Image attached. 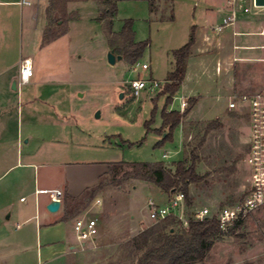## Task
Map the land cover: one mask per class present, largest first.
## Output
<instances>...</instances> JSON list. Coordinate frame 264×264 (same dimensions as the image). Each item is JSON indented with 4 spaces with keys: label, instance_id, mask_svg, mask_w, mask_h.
Returning <instances> with one entry per match:
<instances>
[{
    "label": "crops",
    "instance_id": "0c3cea01",
    "mask_svg": "<svg viewBox=\"0 0 264 264\" xmlns=\"http://www.w3.org/2000/svg\"><path fill=\"white\" fill-rule=\"evenodd\" d=\"M49 1L41 6L40 0H30L31 5L26 6L22 0H0V264H84L86 251L112 246L114 238L110 232L114 231L116 238L122 232L127 243L149 225V222L135 223L136 216L132 214L130 222L120 219L121 226L113 213L101 217L98 212L103 203L99 199L94 202L97 212L92 209L78 212L79 208L70 212L69 203L83 201L86 192L108 177L110 166L117 163L87 160L86 133L63 114L70 101L71 91L67 89L70 76L62 68L58 51L62 47L59 42L67 37V32L43 44L49 26L46 15ZM85 3H69L67 14L78 15L74 5ZM95 3L100 14L102 6ZM237 9L238 21L217 32L216 28L227 15L225 0L195 3L193 17H199L201 24H191L188 34L169 46L172 60L168 62L163 86L160 84L153 93L146 90L153 95L152 100L161 94L168 74L175 69L173 52L188 44L194 32L186 77L174 100L180 94L181 102L196 103L176 129L180 136L185 120L198 110L222 113L228 110V103L234 97L264 93V8L257 7L255 0H243ZM11 20L16 23H9ZM67 50L69 58L71 52ZM111 50L109 45L108 53ZM115 55L121 56L116 51ZM27 59L33 65L34 74L23 85L20 67ZM153 77L151 73L150 80L156 81ZM14 81H17L15 89ZM13 111L16 120L14 115L10 119L5 117ZM180 113H184L182 109ZM231 113L245 116L249 123L247 114ZM162 124L161 117V123L151 128L152 132L157 134ZM158 136L161 140L157 144L163 139ZM162 158L167 160L170 156L165 153ZM130 181L136 182L130 187L131 192L140 185L152 186ZM115 188L121 193L124 184ZM161 194L168 203L170 196ZM52 196L61 202L56 214L47 210L54 201ZM83 216L98 219L99 234L89 243H80L74 232L75 220Z\"/></svg>",
    "mask_w": 264,
    "mask_h": 264
},
{
    "label": "rangeland",
    "instance_id": "374dc122",
    "mask_svg": "<svg viewBox=\"0 0 264 264\" xmlns=\"http://www.w3.org/2000/svg\"><path fill=\"white\" fill-rule=\"evenodd\" d=\"M45 1L40 0V5ZM115 1L117 12L112 31L119 34L125 22L132 21L135 41L149 43L139 64L147 62L150 71L135 70L126 61L115 66L108 64L107 23L98 21L101 11L99 14L94 0L79 6L75 4L77 18L65 24L60 22L58 31L55 30L67 32V37L59 42L63 48L58 51L62 68L70 76L67 87L71 91L70 101L63 114L71 117L86 133L87 160L130 164L162 162L166 167L174 164L171 169L175 171L176 163L187 161L190 165L196 157L197 173L203 181L189 188L192 206L188 207L186 203V220L195 218V213L200 210L208 209L214 216L222 208L243 202L250 188V173L245 165L250 137L248 119L228 110L217 114L200 109L185 120L181 136L175 131L173 141L157 148L160 137L147 132L145 125L153 121L151 128L159 126L165 109L180 112V94L167 107V97L157 94L152 100L154 97L148 91L136 97L130 88L132 82L139 79L149 81L151 73L163 86L168 62L172 60L168 48L183 34H188L191 24H201L199 17H193L194 4L201 0H112ZM67 48L71 52L69 58ZM118 48L115 51L120 55L123 47ZM98 113L100 118H96ZM12 115L16 120L14 111L5 117L10 119ZM212 122L218 124L207 133ZM165 153L170 156L167 160L162 158ZM127 170H122L119 179ZM109 180L105 178V187L91 201L86 196L79 203H69L70 212L77 208L78 212L88 209L97 212L94 202L99 199L103 203L99 215L104 218L113 213L119 226L122 218L130 222V214L136 216L135 223L149 222L148 228L157 224L150 222L146 204L149 200L157 207L167 204L158 188L140 185L131 192L130 187L136 182L126 181L124 191L120 193L118 188L108 185ZM239 223L217 239L205 264H264V206ZM110 234L114 238L112 246L86 251L84 264H137L138 257H129L121 249L126 243L122 232H118L117 238L114 231Z\"/></svg>",
    "mask_w": 264,
    "mask_h": 264
},
{
    "label": "trees",
    "instance_id": "16d2710c",
    "mask_svg": "<svg viewBox=\"0 0 264 264\" xmlns=\"http://www.w3.org/2000/svg\"><path fill=\"white\" fill-rule=\"evenodd\" d=\"M89 1L91 0H50L46 11L49 26L44 33L43 44L57 40L66 34L65 31L57 32L60 22L65 24L66 21L77 18L76 14H67V5L69 3ZM94 1L102 6L98 21L100 23H107L110 47L113 50H119L118 46L122 45L123 51L120 52V55L124 61L132 66L139 63L143 59L149 43L135 42L132 21H126L123 30L119 34L114 33L112 31V25L113 18L117 12L116 3L112 2V0ZM194 42L195 37L194 32H192L189 43L173 52L175 69L172 73L168 74L166 84L161 92L162 96L167 97V107L173 103L176 94L179 92L185 80L187 64ZM195 103V101L190 100L188 102L190 107L184 113L177 111L169 113L167 109L163 111L162 128L156 131L163 139L156 145L157 148L162 147L167 142L173 141L174 132L181 126L183 119L190 113ZM152 124L153 121L146 123L145 127L147 132H152ZM215 124L218 123L212 122L208 125L207 133L215 129L213 127ZM164 134H166V137H164ZM126 168L129 170L125 171L123 177L119 179L122 170ZM106 178H110L108 185H113L114 187L122 186L126 181L138 180L154 185L162 193L169 196L176 191L183 192L188 207L192 206L190 186L203 181V178L197 173L196 157H193L190 165L187 161L176 163L175 171L167 168L161 162L112 164L108 177ZM104 180L105 178L100 181L95 189L86 192L89 201L99 191L103 190L105 187ZM188 223V228H184L182 223L176 218L168 217L123 244L121 249L129 257H138L137 264H205L217 239L223 235L220 231L219 223L215 218L197 221L193 217L188 219ZM239 224L236 223L235 226Z\"/></svg>",
    "mask_w": 264,
    "mask_h": 264
},
{
    "label": "built area",
    "instance_id": "2783aa9c",
    "mask_svg": "<svg viewBox=\"0 0 264 264\" xmlns=\"http://www.w3.org/2000/svg\"><path fill=\"white\" fill-rule=\"evenodd\" d=\"M227 15L223 19L222 25L216 28L217 32H222L225 28L233 26L239 19L238 6L243 0H225ZM22 4L30 6V0H22ZM264 37V32H263ZM264 49V47H262ZM142 71H149L148 64L134 65ZM34 74L33 65L30 60H24L20 67V83L25 85L30 82ZM134 95L139 97L140 93L149 90L151 93L160 88V83L139 79L130 85ZM188 108V102H181V109L184 112ZM245 109V110H244ZM230 112H241L247 114L249 118L250 137L248 142V152L245 158V165L250 173V188L247 197L238 205L222 208L214 216L208 209L195 213L197 221L215 218L219 223L220 231L226 234L236 223L244 221L252 213L264 206V93L254 95H243L232 98L228 103ZM243 110V111H242ZM167 158V156H164ZM54 199V196H52ZM58 199H54L57 201ZM59 201V200H58ZM186 197L183 192L176 191L170 195L169 202L163 207L150 200L148 203L149 217L152 222H160L168 217H174L182 223L184 228H188V220L185 219ZM74 232L80 243L92 242L99 234L98 219L86 216L79 217L74 223Z\"/></svg>",
    "mask_w": 264,
    "mask_h": 264
},
{
    "label": "water",
    "instance_id": "95a60500",
    "mask_svg": "<svg viewBox=\"0 0 264 264\" xmlns=\"http://www.w3.org/2000/svg\"><path fill=\"white\" fill-rule=\"evenodd\" d=\"M255 5L259 8H264V0H255ZM123 60V57L122 56H116L115 55V51L114 50H111L108 55H107V61H108V64L110 66H115L117 61H122ZM16 83L17 81H14V84H13V89L16 88ZM123 98V96H122ZM96 118H100V115L99 113L97 114ZM61 208V202L60 201H52L48 206H47V210L52 213V214H56L59 212Z\"/></svg>",
    "mask_w": 264,
    "mask_h": 264
}]
</instances>
